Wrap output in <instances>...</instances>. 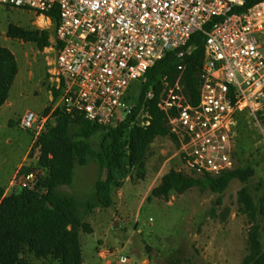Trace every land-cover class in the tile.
Segmentation results:
<instances>
[{
	"label": "built area",
	"instance_id": "built-area-1",
	"mask_svg": "<svg viewBox=\"0 0 264 264\" xmlns=\"http://www.w3.org/2000/svg\"><path fill=\"white\" fill-rule=\"evenodd\" d=\"M244 0H0V4L45 13L54 7L58 20L45 47L49 99L47 114H22L19 125L43 129L59 109L90 122L111 127L133 110L126 101L131 80L144 81L145 71L167 51L182 57L191 34H204V55L198 73V99L191 103L180 74L173 82L164 76L157 107L176 137L185 168L196 174H217L233 167L237 114L248 113L264 138L256 113L264 107V55L257 33L264 30V0L243 11ZM216 18L210 27L204 26ZM183 65H177L181 72ZM154 95L147 90L145 99ZM149 113L139 110L131 124L146 126ZM34 172H24L20 186H29ZM128 257L109 249L98 255L110 264Z\"/></svg>",
	"mask_w": 264,
	"mask_h": 264
},
{
	"label": "rangeland",
	"instance_id": "rangeland-1",
	"mask_svg": "<svg viewBox=\"0 0 264 264\" xmlns=\"http://www.w3.org/2000/svg\"><path fill=\"white\" fill-rule=\"evenodd\" d=\"M9 25L49 31L52 22L37 17L34 11L0 4V46L7 47L16 58L17 74L8 91L6 103L0 105V187L3 194L19 189L25 170L43 175L29 155L34 132L19 125L22 114L33 111L43 115L52 107L49 99L45 47L34 42L6 36ZM264 55V30L257 33ZM141 89L139 80H131L126 91L127 103H135ZM49 112V111H48ZM47 114V113H46ZM256 117L264 125V107ZM52 113L47 122L53 123ZM102 132L87 140L97 149ZM233 167L250 166L252 174L245 181L232 179L220 193L208 187L192 186L182 193L172 192L167 199L149 196L161 176L170 169L190 176L177 152V144L168 136H158L150 144L141 165L125 164L111 187L112 203L94 207L84 214L90 232L80 231L82 264H105L98 255L109 249L125 255L123 264H241L247 253V232L251 225L240 210L238 191L245 187L254 203L264 195V138L251 115H239L233 145ZM97 166L93 161L76 165L70 185L60 190L83 204L93 196ZM116 221V225L115 224ZM264 244V219L257 216ZM114 254L110 264L117 263ZM20 264H60L51 256L34 257L25 251Z\"/></svg>",
	"mask_w": 264,
	"mask_h": 264
},
{
	"label": "trees",
	"instance_id": "trees-1",
	"mask_svg": "<svg viewBox=\"0 0 264 264\" xmlns=\"http://www.w3.org/2000/svg\"><path fill=\"white\" fill-rule=\"evenodd\" d=\"M259 0H244L242 6L233 9L243 11ZM49 16L55 27L58 16L54 7ZM216 18L205 26L207 30ZM53 27V28H54ZM6 36L34 42L43 49L49 44V31L40 28H21L9 25ZM189 48L182 57L175 50L167 51L144 73L135 107L115 126L105 127L81 116H70L59 109L52 112L53 123H45L30 147L29 155L36 161L43 175L34 173L29 186L3 194L0 187V264H20L27 251L34 257H53L60 264H82L80 231L90 232L84 214L94 207H108L112 203L111 187L116 183V174L127 163L141 165L152 141L158 136H168L176 142L166 125L165 115L157 107L158 95L162 88L161 79L166 77L173 82L180 74L184 91L191 103L198 99V73L204 55V34L195 31L191 34L183 50ZM184 67L180 72L177 65ZM17 72L13 53L0 46V105L8 97L9 88ZM154 95L145 99L147 90ZM149 113V124H131L139 110ZM49 108L44 111L48 113ZM237 114V120L239 115ZM237 126V125H236ZM96 132H102L98 148L91 147L87 140ZM93 161L97 166L93 196L84 204L73 195L60 190L62 185H70L76 165H86ZM32 171L25 170L24 172ZM252 174L250 166L232 167L217 174L190 176L170 169L164 173L148 196L167 199L172 192L182 193L192 186L208 187L213 192H222L228 183L238 178L247 180ZM240 210L251 223L247 232V253L241 264H264V244L260 236L257 216L264 219V195L259 203L242 187L238 191Z\"/></svg>",
	"mask_w": 264,
	"mask_h": 264
},
{
	"label": "crops",
	"instance_id": "crops-1",
	"mask_svg": "<svg viewBox=\"0 0 264 264\" xmlns=\"http://www.w3.org/2000/svg\"><path fill=\"white\" fill-rule=\"evenodd\" d=\"M5 47V46H4ZM7 48V47H6ZM12 53H13V51H11ZM14 55V54H13ZM15 57V56H14ZM15 60H16V58H15ZM16 74H17V72H16ZM6 101H7V99L5 100V102L4 103H6Z\"/></svg>",
	"mask_w": 264,
	"mask_h": 264
},
{
	"label": "water",
	"instance_id": "water-1",
	"mask_svg": "<svg viewBox=\"0 0 264 264\" xmlns=\"http://www.w3.org/2000/svg\"><path fill=\"white\" fill-rule=\"evenodd\" d=\"M114 225H116V221H115V224Z\"/></svg>",
	"mask_w": 264,
	"mask_h": 264
}]
</instances>
